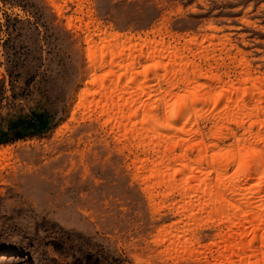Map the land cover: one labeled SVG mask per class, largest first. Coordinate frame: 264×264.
<instances>
[{"label":"rangeland","instance_id":"1","mask_svg":"<svg viewBox=\"0 0 264 264\" xmlns=\"http://www.w3.org/2000/svg\"><path fill=\"white\" fill-rule=\"evenodd\" d=\"M86 20L120 33L226 35L220 70L237 73L242 54L264 71V0H0V264H209L215 217L177 210L182 192L148 174L162 146L143 150L77 106Z\"/></svg>","mask_w":264,"mask_h":264},{"label":"bare ground","instance_id":"2","mask_svg":"<svg viewBox=\"0 0 264 264\" xmlns=\"http://www.w3.org/2000/svg\"><path fill=\"white\" fill-rule=\"evenodd\" d=\"M87 21L82 42L88 74L77 106L92 109L112 133L137 138L143 150L162 146L148 174L182 192L177 210L206 212L219 227L217 253L205 261L264 264V71L253 74L241 53L237 73L220 70L226 35L214 42L215 33L179 36L167 26L120 33L98 23L89 29ZM191 43L199 44L192 50ZM212 43L221 44L217 52ZM205 136L217 140L207 142ZM193 148L194 156H187Z\"/></svg>","mask_w":264,"mask_h":264}]
</instances>
